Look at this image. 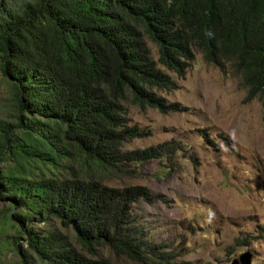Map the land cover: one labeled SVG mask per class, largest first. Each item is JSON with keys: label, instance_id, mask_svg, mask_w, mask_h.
Listing matches in <instances>:
<instances>
[{"label": "trees", "instance_id": "1", "mask_svg": "<svg viewBox=\"0 0 264 264\" xmlns=\"http://www.w3.org/2000/svg\"><path fill=\"white\" fill-rule=\"evenodd\" d=\"M193 46L207 63L229 65L245 100L264 105V0H0V75L10 95L0 115V198L3 225L15 232L6 244L16 251L4 260L0 247V264H111L101 247L139 264H172L132 213L150 200L146 186L45 171L72 161L126 172L167 159L175 150L167 143L123 150L147 135L129 124L124 103L178 111L158 94L177 88L158 64L184 76ZM50 218L71 229L78 249L33 225Z\"/></svg>", "mask_w": 264, "mask_h": 264}, {"label": "rangeland", "instance_id": "2", "mask_svg": "<svg viewBox=\"0 0 264 264\" xmlns=\"http://www.w3.org/2000/svg\"><path fill=\"white\" fill-rule=\"evenodd\" d=\"M147 46L157 61L158 48ZM182 77L158 64L176 82L173 90H159L178 111L161 113L125 102L130 125L146 136L132 139L123 150L167 143L175 150L167 159L148 160L126 172H102L92 166L62 162L45 174L59 179L100 178L106 185L146 186L149 201L133 204L132 213L151 241L173 258L172 264H231L249 251L251 264H264V105L245 100L246 88L229 65L207 63L200 48ZM9 86L0 75V115L9 108ZM39 176V174H37ZM7 200L0 198V247L4 260L16 251L6 244L15 235L3 225ZM55 230L67 244L79 248L69 227L56 219L33 222ZM25 249V236L16 240ZM111 264H139L101 247Z\"/></svg>", "mask_w": 264, "mask_h": 264}, {"label": "water", "instance_id": "3", "mask_svg": "<svg viewBox=\"0 0 264 264\" xmlns=\"http://www.w3.org/2000/svg\"><path fill=\"white\" fill-rule=\"evenodd\" d=\"M231 264H251V254L249 251H245L238 256L233 258Z\"/></svg>", "mask_w": 264, "mask_h": 264}]
</instances>
